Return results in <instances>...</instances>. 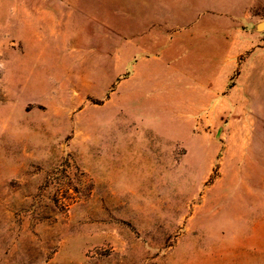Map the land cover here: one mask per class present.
Masks as SVG:
<instances>
[{"label":"rangeland","instance_id":"1","mask_svg":"<svg viewBox=\"0 0 264 264\" xmlns=\"http://www.w3.org/2000/svg\"><path fill=\"white\" fill-rule=\"evenodd\" d=\"M161 1L0 0V264H264V0Z\"/></svg>","mask_w":264,"mask_h":264},{"label":"crops","instance_id":"2","mask_svg":"<svg viewBox=\"0 0 264 264\" xmlns=\"http://www.w3.org/2000/svg\"><path fill=\"white\" fill-rule=\"evenodd\" d=\"M140 6L142 8V11L145 10V13H140L139 16L137 14V18L139 21L137 22V28L132 31V33H135L138 37L133 38L131 41V51L133 52L134 56H136L139 60L137 65L141 62H146L149 61L147 60V56L144 54L148 49L153 50L152 46L149 47V35H152L153 30L151 29H158L159 34H164L166 33V30H170V19L174 22L177 23L178 17L173 13L175 16L171 17L170 13V7L168 2H164L161 0H155L150 2L149 0H146V2H140ZM189 20V27L183 26V29H188L192 30L196 26V24L199 23V17H195L193 14L187 17ZM144 20V22H143ZM167 24L169 26H167ZM175 26H177L175 24ZM156 50H160V47L155 45ZM162 50V55L160 56H155V59H160L161 57L163 58V54L165 49ZM161 54V52H160ZM133 56V57H134ZM207 85L206 88H210V92H215V90L211 89V86ZM217 96V94H215Z\"/></svg>","mask_w":264,"mask_h":264},{"label":"water","instance_id":"3","mask_svg":"<svg viewBox=\"0 0 264 264\" xmlns=\"http://www.w3.org/2000/svg\"><path fill=\"white\" fill-rule=\"evenodd\" d=\"M260 28H264V24H261V25H260Z\"/></svg>","mask_w":264,"mask_h":264}]
</instances>
